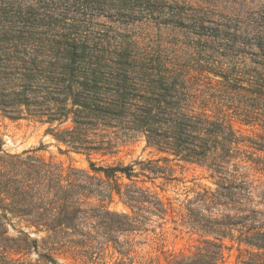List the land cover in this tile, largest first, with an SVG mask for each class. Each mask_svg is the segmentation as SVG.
I'll return each mask as SVG.
<instances>
[{
	"label": "trees",
	"instance_id": "16d2710c",
	"mask_svg": "<svg viewBox=\"0 0 264 264\" xmlns=\"http://www.w3.org/2000/svg\"><path fill=\"white\" fill-rule=\"evenodd\" d=\"M113 1L116 21L156 11L151 0ZM197 1L200 15L189 20L198 40L183 54L98 28V0H70L58 14L42 0L0 7V113L47 124L78 155H113L143 139L157 154L204 168L211 187L179 215L198 246L168 264H221L228 243L243 264H264V7L224 16L213 0ZM235 123L257 132L246 135ZM2 146L0 139L1 217L17 215L27 239L43 234L40 245L32 241L46 252L41 258L59 253L85 264L100 256L98 236L111 242L114 233L146 231L153 217L166 215L137 180L163 173L159 160L90 161L89 170L64 173L34 150L10 155ZM114 196L130 214L109 209Z\"/></svg>",
	"mask_w": 264,
	"mask_h": 264
},
{
	"label": "rangeland",
	"instance_id": "374dc122",
	"mask_svg": "<svg viewBox=\"0 0 264 264\" xmlns=\"http://www.w3.org/2000/svg\"><path fill=\"white\" fill-rule=\"evenodd\" d=\"M36 0H0V7L5 11L17 10L19 7L33 6ZM45 4H51L56 13H61L70 0H42ZM100 5L94 9L93 20L98 28L111 27L118 33L133 34L135 40L144 45L158 46L162 49L175 51L176 54L190 52L189 47L195 46L198 38L193 35L191 20L198 18L197 0H151L155 7L152 18L143 20L116 21L113 0H98ZM217 5L215 13L224 16H233V12H240V17L245 14H255L264 7V0H213ZM103 6V7H102ZM227 8L228 10H225ZM197 11V12H196ZM157 12V13H156ZM175 16L172 19V15ZM178 15L183 16L181 21ZM186 18L187 20H184ZM211 21H216V15H210ZM208 25V24H206ZM49 126L25 120H11L0 113V139L2 150L10 155H18L23 151L34 150L35 155L44 158L58 166L64 173L69 168L89 170V162L96 166H108L113 163L130 165L135 161H156L165 168L164 173L156 175L148 174L150 179L139 177L137 180L148 187L165 204L166 215L162 220L153 217L154 223L147 226L146 231H137L130 234H113V240L106 242L99 236L95 240L94 247L100 250V256L94 259H86L85 264H168L175 256L187 255L195 251L198 246V236L186 228L179 215L185 213L188 201L192 200L196 193L203 187H211L206 170L195 164H188L173 160L172 157L157 154L154 150L146 147L143 139L126 142L118 148L113 155L99 156L78 155L67 152L66 147L58 143L47 133ZM234 128L241 130L246 135H251L254 129L234 124ZM1 155V153H0ZM164 158H167L164 160ZM136 171L139 168L136 166ZM168 178V179H167ZM126 182V181H125ZM111 211L118 214H130L129 209L122 200L114 196L109 204ZM0 211V264H83L82 261L55 253L50 259L41 258L38 254L46 253L33 249V240H38L43 234H30L25 238L19 231L22 230L17 215H6L7 220L1 217ZM130 245V246H129ZM224 250V260L221 264H243L244 256H241L237 246L227 244ZM130 248L131 252H125ZM120 253H124L120 255ZM93 260V261H92Z\"/></svg>",
	"mask_w": 264,
	"mask_h": 264
}]
</instances>
